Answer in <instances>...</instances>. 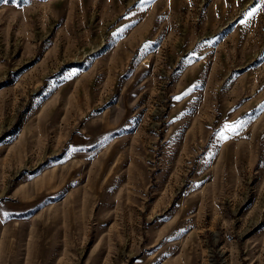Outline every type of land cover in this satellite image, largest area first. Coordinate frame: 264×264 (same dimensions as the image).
<instances>
[{
  "label": "rangeland",
  "instance_id": "374dc122",
  "mask_svg": "<svg viewBox=\"0 0 264 264\" xmlns=\"http://www.w3.org/2000/svg\"><path fill=\"white\" fill-rule=\"evenodd\" d=\"M0 264H264V0H0Z\"/></svg>",
  "mask_w": 264,
  "mask_h": 264
}]
</instances>
